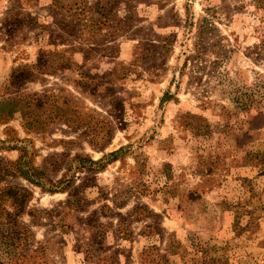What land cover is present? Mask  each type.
<instances>
[{"label":"rangeland","instance_id":"374dc122","mask_svg":"<svg viewBox=\"0 0 264 264\" xmlns=\"http://www.w3.org/2000/svg\"><path fill=\"white\" fill-rule=\"evenodd\" d=\"M1 196L0 264H264V0H0Z\"/></svg>","mask_w":264,"mask_h":264},{"label":"trees","instance_id":"16d2710c","mask_svg":"<svg viewBox=\"0 0 264 264\" xmlns=\"http://www.w3.org/2000/svg\"><path fill=\"white\" fill-rule=\"evenodd\" d=\"M199 56H200V50L198 49V51L195 53L194 57L199 58ZM45 98H46V100H44L42 102V99L40 97H38L36 95L32 96V97H30V99L28 101L27 100L24 101V104H20V106L17 108V110H14L15 107H13V109H10L6 113V116H7V118L8 117L9 118L14 117L15 113L17 111H19L21 114L22 126L27 133L31 132V131L40 132V131L44 130V127L39 126V124H38L39 122L42 123V120H40V116L42 113V109H41L42 105H44V106H46L52 110L55 107L56 112L57 111L58 112L63 111V113H65V114H63L65 116L64 119L68 123H71L74 118L78 119V114H76L78 112L77 109L72 114L67 115L66 114L67 111L64 112V110L60 109V108H62V105L61 106L55 105L56 100H54L50 96H46ZM55 111H53V112H55ZM44 114H45V112H44ZM54 117L51 116L50 114H47L46 116H44L45 124H48L50 122H56L57 119ZM7 191H8V194L12 195L14 197L15 201L17 202L18 192L17 191L14 192L11 188L8 189ZM3 195H5V194L3 193ZM3 199H4V196H1L0 197V215L2 213V210H4V207L1 203V201H3ZM24 202H25V199L22 197L21 203H24ZM20 211H22V208H20ZM13 220H16V218H13Z\"/></svg>","mask_w":264,"mask_h":264}]
</instances>
